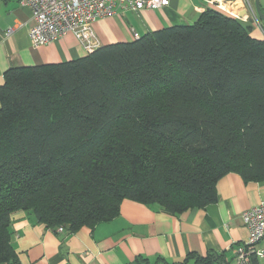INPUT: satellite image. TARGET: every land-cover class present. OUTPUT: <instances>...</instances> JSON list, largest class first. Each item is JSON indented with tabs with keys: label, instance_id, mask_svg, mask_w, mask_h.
Returning a JSON list of instances; mask_svg holds the SVG:
<instances>
[{
	"label": "trees",
	"instance_id": "obj_1",
	"mask_svg": "<svg viewBox=\"0 0 264 264\" xmlns=\"http://www.w3.org/2000/svg\"><path fill=\"white\" fill-rule=\"evenodd\" d=\"M254 26L211 6L79 58L7 68L0 264L18 263L19 211L70 234L117 217L123 200L168 215L203 208L230 172L264 184V38Z\"/></svg>",
	"mask_w": 264,
	"mask_h": 264
},
{
	"label": "crops",
	"instance_id": "obj_2",
	"mask_svg": "<svg viewBox=\"0 0 264 264\" xmlns=\"http://www.w3.org/2000/svg\"><path fill=\"white\" fill-rule=\"evenodd\" d=\"M215 1L170 0L162 9H125L91 24V44L132 41L134 33L141 36L169 25L190 24ZM260 5L264 12V0ZM30 19L29 8L20 0H0V83L11 66L64 62L89 52L87 43L72 33L33 47ZM252 34L264 38L260 25ZM216 190V202L175 215L123 200L117 217L70 234L38 223L30 213L16 212L11 245L17 264H235L236 250L249 236L240 214L264 198V184L244 182L230 172L218 180ZM259 247L264 248V240ZM195 256L207 262L197 263Z\"/></svg>",
	"mask_w": 264,
	"mask_h": 264
},
{
	"label": "built area",
	"instance_id": "obj_3",
	"mask_svg": "<svg viewBox=\"0 0 264 264\" xmlns=\"http://www.w3.org/2000/svg\"><path fill=\"white\" fill-rule=\"evenodd\" d=\"M169 1L20 0V4L28 7L31 12L29 40L33 47H39L53 42L67 33L75 34L83 40H87L86 34L89 33L91 24L97 19L117 15L125 9H158L168 5ZM230 2L225 3L224 1L217 0L211 6L237 16L239 7L236 5L234 9L229 10ZM242 2L240 7L246 10L247 17L252 11V4L250 0H242ZM10 32L11 30L8 29L7 33ZM135 35L137 36L136 33H134ZM88 44L90 43H87L86 47ZM94 47L92 49L87 48L91 51ZM240 218L243 225L247 228L249 236L247 241L237 248L235 264H264L257 263L256 261L257 257H264V248L259 247V243L264 240V198L243 210ZM58 229L60 231L63 230L61 227Z\"/></svg>",
	"mask_w": 264,
	"mask_h": 264
},
{
	"label": "rangeland",
	"instance_id": "obj_4",
	"mask_svg": "<svg viewBox=\"0 0 264 264\" xmlns=\"http://www.w3.org/2000/svg\"><path fill=\"white\" fill-rule=\"evenodd\" d=\"M251 1V7H252V11L248 14V16L246 17V15L245 16H243V17H240L239 16V13L241 12V10H243V7H240L238 4H235L236 2L235 1H231L230 2V4L229 3H227V4H229L230 5V7H229V10L230 9H234L235 7L234 6H238V7H240V8H238V15L237 16H233L230 12H226V13H230V15L231 16H233V17H235V18H237V19H241V20H246V19H249V18H251V19H253V23L255 24V25H260V21H259V19L260 18H258V15H257V13H256V11H255V6H254V2H253V0H250ZM226 3V2H225ZM169 4H170V1H169ZM169 4L168 5H166V6H164V7H167V6H169ZM228 6V5H227ZM261 6V5H260ZM164 7H161V8H158V9H162V8H164ZM132 10V9H131ZM135 11H137V10H135ZM122 11H120V13H121ZM232 12H234V13H236L235 11H232ZM67 34H69V33H67ZM137 34V36L135 35L134 36V34H133V40H135V39H137V38H140L141 36L138 34V33H136ZM66 35V34H65ZM87 36H86V38H87V40L85 39V40H83L82 38V40H83V42H85V43H90V44H88L87 45V47H89V49H92V47H94L95 45H92L91 43L93 42L91 39H90V37H89V34H86ZM92 38V37H91ZM96 41H97V39H95ZM90 45V46H89ZM98 47V46H97ZM94 48H96V47H94ZM90 51V50H89ZM256 261H257V263H264V257H257L256 258Z\"/></svg>",
	"mask_w": 264,
	"mask_h": 264
},
{
	"label": "water",
	"instance_id": "obj_5",
	"mask_svg": "<svg viewBox=\"0 0 264 264\" xmlns=\"http://www.w3.org/2000/svg\"><path fill=\"white\" fill-rule=\"evenodd\" d=\"M253 2H254L255 11H256V13L258 15V18H260L263 21V23H264V13H263V11L260 8V0H253ZM245 15H247L246 10L245 9L241 10V12L239 13V16L243 17Z\"/></svg>",
	"mask_w": 264,
	"mask_h": 264
},
{
	"label": "bare ground",
	"instance_id": "obj_6",
	"mask_svg": "<svg viewBox=\"0 0 264 264\" xmlns=\"http://www.w3.org/2000/svg\"><path fill=\"white\" fill-rule=\"evenodd\" d=\"M242 222V221H241ZM243 224V223H242Z\"/></svg>",
	"mask_w": 264,
	"mask_h": 264
}]
</instances>
